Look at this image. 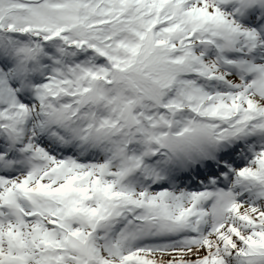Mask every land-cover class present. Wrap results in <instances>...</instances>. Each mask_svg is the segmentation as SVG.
<instances>
[{"label": "snow or ice", "instance_id": "obj_1", "mask_svg": "<svg viewBox=\"0 0 264 264\" xmlns=\"http://www.w3.org/2000/svg\"><path fill=\"white\" fill-rule=\"evenodd\" d=\"M0 264H264V0H0Z\"/></svg>", "mask_w": 264, "mask_h": 264}]
</instances>
